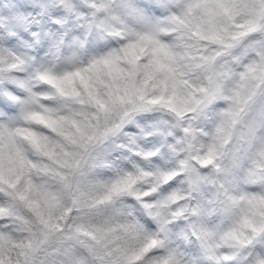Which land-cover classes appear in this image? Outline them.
<instances>
[{
  "label": "clouds",
  "instance_id": "clouds-1",
  "mask_svg": "<svg viewBox=\"0 0 264 264\" xmlns=\"http://www.w3.org/2000/svg\"><path fill=\"white\" fill-rule=\"evenodd\" d=\"M0 264H264V0H0Z\"/></svg>",
  "mask_w": 264,
  "mask_h": 264
}]
</instances>
